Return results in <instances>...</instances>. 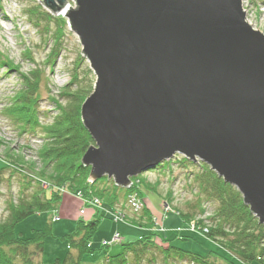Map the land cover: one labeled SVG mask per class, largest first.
Instances as JSON below:
<instances>
[{"label":"water","instance_id":"water-1","mask_svg":"<svg viewBox=\"0 0 264 264\" xmlns=\"http://www.w3.org/2000/svg\"><path fill=\"white\" fill-rule=\"evenodd\" d=\"M68 20L95 75L82 123L89 182L176 155L208 165L264 225V34L243 0H40Z\"/></svg>","mask_w":264,"mask_h":264},{"label":"trees","instance_id":"trees-1","mask_svg":"<svg viewBox=\"0 0 264 264\" xmlns=\"http://www.w3.org/2000/svg\"><path fill=\"white\" fill-rule=\"evenodd\" d=\"M1 2L2 0L0 4ZM23 12L40 33L41 43L51 47L44 65L53 72L64 50L67 20L62 16H53L39 4H27ZM86 62L81 52L71 69L68 84L58 94L49 97L50 103L54 105V115L53 111L44 113L40 108L44 70L37 68L27 74L19 73L21 88L6 105L4 113L21 136H40L39 140H43L37 152L41 169L34 163H27L24 157L6 154L7 166L1 168L0 173L10 171L12 175L21 177L24 185L18 201L15 202L12 198L8 202L7 216L0 220V264H83V255L95 252L92 249V238L104 218L99 211L87 222L78 221L76 231L65 236L69 240L66 256L51 263L39 260L45 251V241L51 233V225L46 230L34 231L29 239H24L17 233V226L26 219L58 210L65 196L57 191L59 188L70 194L81 192L86 197H96L112 209L123 210L126 213L125 223L152 230L148 236L125 245L122 254L105 259L103 264H144L145 261L156 264L158 257L162 264H234L228 257L244 264H264V225L260 224L245 205L240 192L225 183L205 163H194L182 155H176L175 160L164 162L153 170L160 169L155 174L162 175L173 164L181 168L188 169V166H192L197 169L196 173H189L194 177L199 191L197 200L202 201L200 198H204L212 203L213 213H205V210L199 209L201 207L193 209L191 203L187 205L188 212L174 211L184 223L190 225L194 222L197 231L225 251L227 258L213 251L199 255L175 247L173 240L154 229V218L146 215V208L142 213H134L128 209L127 197L130 194L137 193L145 204L142 190H157L155 184L152 185L147 180L148 176L141 174L142 176L133 178L132 187L128 190L116 186L107 177L93 184L89 182L91 169L84 166L83 157L95 143L82 123L81 110L94 91L95 81L94 73ZM4 67L18 72V68L8 57L0 53V68ZM43 115L45 119L52 115L49 122H41ZM43 183L50 187L44 189ZM157 183L159 186L158 181ZM119 189L124 190L125 194L117 196ZM119 197H124L122 202L126 205L119 202ZM198 214L204 219L200 220ZM54 218L56 216L52 218V223L57 222Z\"/></svg>","mask_w":264,"mask_h":264},{"label":"rangeland","instance_id":"rangeland-1","mask_svg":"<svg viewBox=\"0 0 264 264\" xmlns=\"http://www.w3.org/2000/svg\"><path fill=\"white\" fill-rule=\"evenodd\" d=\"M68 2L71 8L75 7L73 0H68ZM244 2L243 8L247 14L249 24L255 30L264 34V0H244ZM27 4L41 5V2L40 0H2L0 4V53L8 57L13 65L18 68V72H12L5 67L0 68V169L7 166L5 160L7 153L24 157L27 163H34V165L41 169V163L37 156L39 149L37 146H41L43 140H39L40 136H21L4 113L6 105L21 88L19 73L27 74L37 68L44 70L45 81L43 80L40 89V108L44 113L53 111L52 115H54V105L50 103L49 97L58 94L68 84L74 62L82 52V46L78 37L68 27L64 36V50L54 66V71L52 72L50 68L45 66L44 61L47 55H49L51 47H46L41 43L40 33L37 32L25 16L23 11ZM86 65H88V62H86ZM50 117L45 119L43 115L40 120L41 122H47L50 120ZM157 171H160V169L150 170L142 174L148 176L147 180L152 185L155 184L157 189L155 191L142 190V196L147 209L158 220L160 228L166 226L168 229L165 235L161 233L162 236L173 240V246L191 253L206 255L210 251H213L226 257L225 251L200 232H191L184 225L183 230L181 227L179 228L182 224L189 226V223H184L179 215L173 212L169 213L167 222L165 223L163 211L164 208H167L166 204L171 205L172 210L182 213L189 211L187 205L190 203L193 204L191 205L193 209L201 207L199 209L205 210V213H213L214 205L212 203L204 198H200L202 201L197 200L199 191L196 183H194V177L189 174L196 173L197 169L192 166H188V169L181 168L173 164L168 172L162 175L155 174ZM157 181L159 182V186L157 185ZM23 185V180L18 175H12L10 171H6L3 174L0 173V220L5 219L7 216L6 208L8 202L12 198L15 202L18 201L23 191ZM117 193V196L125 194L122 189H119ZM118 199L123 205L122 201L124 197H119ZM162 201L165 202L162 203ZM124 205L126 204L124 203ZM82 208V203L76 198L75 194L67 192L57 211L36 214L21 222L17 226L16 231L24 239H29L32 237L34 231L46 230L51 225V233L45 241V251L39 257V260L44 263H51L56 259H63L69 251V240L65 236L76 231L78 221L83 220L87 222L93 218L96 212L89 208L86 210L85 215H81ZM111 209L104 204L103 210L100 211L104 218L92 238V249L95 252L84 254L82 258L83 264H103L105 259L122 254L125 245L134 243L142 237L149 235L150 232L147 229L137 228L123 222H114L107 215V211H111ZM56 212L58 213L57 215L55 214ZM55 216L57 222L52 223V218ZM198 216L200 220L204 219L200 214ZM175 218L180 225H178V228L176 227V232L173 233L170 230L176 226ZM117 233L122 240L121 244L102 247L104 242L110 241ZM155 258L157 257L155 256ZM228 259L232 260L234 264H244L231 257H228ZM144 264L150 263L145 261ZM156 264H162L159 257Z\"/></svg>","mask_w":264,"mask_h":264},{"label":"built area","instance_id":"built-area-1","mask_svg":"<svg viewBox=\"0 0 264 264\" xmlns=\"http://www.w3.org/2000/svg\"><path fill=\"white\" fill-rule=\"evenodd\" d=\"M244 0H243V5H244ZM39 146H37L38 148ZM200 162V161H199ZM198 162V163H199ZM50 186L47 184V183H43V188L44 189H48ZM57 191H59L60 193L62 194H65L67 193V191L63 188H59L57 189ZM75 196L76 198H78L81 203H82V210H81V215H85L86 213V210L91 208L93 209L94 211H101L103 210V207H104V204L103 202L96 198V197H86L83 193L81 192H77L75 193ZM143 206H145L143 200L139 197V195L137 193H132L130 194L128 197H127V207L128 209H130L132 212L134 213H139L141 211H143ZM167 208H164V213L163 215L165 216V220L168 218V214L173 212L175 213L174 210L171 209V206L169 205H165ZM176 214V213H175ZM107 215L110 216L112 218V220L116 223H119V222H123L125 223V217H126V213L121 210V209H114V210H111V211H107ZM55 221L57 220L56 218H54ZM155 223H156V231L158 232H161V231H164V227L163 228H160V224L158 222L157 219H154ZM189 230L191 232H196L198 229H197V225L193 222L189 225ZM122 240L120 238V236L118 234H116L110 241H106L103 243V247H109V246H112V245H115V244H121Z\"/></svg>","mask_w":264,"mask_h":264},{"label":"crops","instance_id":"crops-1","mask_svg":"<svg viewBox=\"0 0 264 264\" xmlns=\"http://www.w3.org/2000/svg\"><path fill=\"white\" fill-rule=\"evenodd\" d=\"M165 201H162V203H164ZM161 203V204H162ZM145 208H146V213H148V214H146L147 216L149 215V216H151L152 218H154L155 219V217L153 216V214L151 213V211L150 210H148L147 209V205L145 204ZM163 213H164V211H163ZM95 214V213H94ZM143 215H141V217H142ZM167 222V219H166V221H165V223ZM175 222H176V226L174 227V226H172V227H174V228H172L171 230H170V232H176V227L178 228V225H180V223H178V221L176 220V218H175ZM183 225H184V227H188L189 228V226L188 225H186V224H182V226H179V228L181 227V229L183 230ZM135 227H137V228H141V227H139V226H135ZM166 228V226L164 227V229ZM142 229H144V230H148L149 232L150 231H152V230H150V229H148V227H142ZM155 230L157 229V228H154ZM168 232V229L166 228V232L165 231H161V232H159V233H163L164 235L166 234ZM118 234V233H117Z\"/></svg>","mask_w":264,"mask_h":264},{"label":"clouds","instance_id":"clouds-1","mask_svg":"<svg viewBox=\"0 0 264 264\" xmlns=\"http://www.w3.org/2000/svg\"><path fill=\"white\" fill-rule=\"evenodd\" d=\"M201 162V161H200ZM198 163V162H197Z\"/></svg>","mask_w":264,"mask_h":264}]
</instances>
